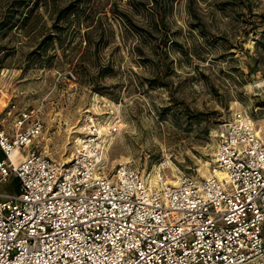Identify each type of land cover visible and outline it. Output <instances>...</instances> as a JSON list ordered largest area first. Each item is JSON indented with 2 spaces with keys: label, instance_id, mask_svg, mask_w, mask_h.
<instances>
[{
  "label": "rangeland",
  "instance_id": "obj_1",
  "mask_svg": "<svg viewBox=\"0 0 264 264\" xmlns=\"http://www.w3.org/2000/svg\"><path fill=\"white\" fill-rule=\"evenodd\" d=\"M9 105L38 112L58 163L90 112L118 123L105 174L203 179L222 122L240 112L264 129V0H0Z\"/></svg>",
  "mask_w": 264,
  "mask_h": 264
},
{
  "label": "built area",
  "instance_id": "obj_2",
  "mask_svg": "<svg viewBox=\"0 0 264 264\" xmlns=\"http://www.w3.org/2000/svg\"><path fill=\"white\" fill-rule=\"evenodd\" d=\"M117 125L87 112L58 163L40 152L38 112L0 111V264H264V129L233 114L212 176L168 181L127 164L105 174Z\"/></svg>",
  "mask_w": 264,
  "mask_h": 264
},
{
  "label": "bare ground",
  "instance_id": "obj_3",
  "mask_svg": "<svg viewBox=\"0 0 264 264\" xmlns=\"http://www.w3.org/2000/svg\"><path fill=\"white\" fill-rule=\"evenodd\" d=\"M256 88H259L258 86H256ZM106 130V129H105ZM108 141H109V139H108ZM214 176L215 177H217V178H219V179H221L222 178V175L217 171V170H214ZM153 176V175H152ZM171 176H173L172 178H175V177H177L176 175H171ZM210 176H212V175H210ZM210 176H207V177H205L206 179H208ZM169 181H171V180H169Z\"/></svg>",
  "mask_w": 264,
  "mask_h": 264
}]
</instances>
